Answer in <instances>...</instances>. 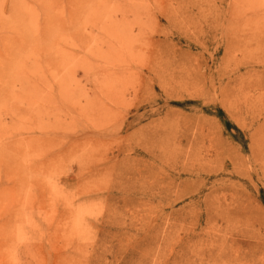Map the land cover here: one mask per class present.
Masks as SVG:
<instances>
[{
    "label": "rangeland",
    "instance_id": "374dc122",
    "mask_svg": "<svg viewBox=\"0 0 264 264\" xmlns=\"http://www.w3.org/2000/svg\"><path fill=\"white\" fill-rule=\"evenodd\" d=\"M0 264H264V0H0Z\"/></svg>",
    "mask_w": 264,
    "mask_h": 264
}]
</instances>
